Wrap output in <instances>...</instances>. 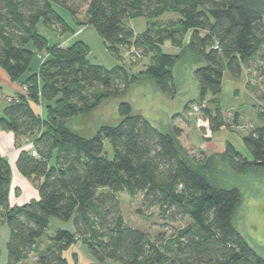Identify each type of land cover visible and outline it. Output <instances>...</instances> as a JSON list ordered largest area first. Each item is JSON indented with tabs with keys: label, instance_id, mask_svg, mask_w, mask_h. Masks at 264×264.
<instances>
[{
	"label": "trees",
	"instance_id": "16d2710c",
	"mask_svg": "<svg viewBox=\"0 0 264 264\" xmlns=\"http://www.w3.org/2000/svg\"><path fill=\"white\" fill-rule=\"evenodd\" d=\"M54 4L67 8L78 25H93L115 56L121 58L135 45L144 49L149 63L130 74L124 65L109 69L92 63L83 40L49 46L37 30L41 20L61 33L72 30ZM84 6L87 18L80 20ZM166 13L176 16L161 20ZM139 17L149 22L137 32L127 21ZM166 41L182 47V52H164ZM44 49L48 52L39 71L21 81L35 54ZM188 52L204 63L195 70L200 103L209 93L221 91L225 68L239 77L257 61L264 66V0H0V68L24 88L11 97L0 127L14 132L17 142L23 137L32 140L39 153L35 157L24 149L16 162L22 175L39 180V198L14 207L9 204L11 165L0 154V217L10 230L7 264H23L33 253L34 264H79L76 253L70 261L66 252L80 242L100 262L264 264V257L233 221L241 191L208 178L210 164L219 158L240 173L264 171L263 104L260 126L244 136L252 159L228 142L224 151L206 157L202 168L193 167L183 153L179 144L183 128L174 125L163 131L134 112L128 101L119 105L120 122L101 126L93 137L66 126V119L125 93L134 76L146 75L162 92L170 93L175 85L173 64ZM247 86L254 89L250 82ZM255 95L264 100V93ZM32 103H42L45 112H37ZM209 103L201 110L213 131L240 124L239 112L229 124L220 101L214 98ZM105 140L112 145L113 158L105 151ZM121 192L132 197L141 193L143 206L158 207L167 222L186 217L193 222L168 242L162 235L153 239L125 221ZM53 217L72 220L74 230L59 228L47 235ZM44 236L49 243L40 249L38 241Z\"/></svg>",
	"mask_w": 264,
	"mask_h": 264
},
{
	"label": "rangeland",
	"instance_id": "374dc122",
	"mask_svg": "<svg viewBox=\"0 0 264 264\" xmlns=\"http://www.w3.org/2000/svg\"><path fill=\"white\" fill-rule=\"evenodd\" d=\"M54 8L72 30L61 33L58 29L46 26L41 20L37 25V30L48 40L49 46L55 44L67 46L76 40H83L90 47L88 59L92 63L103 65L109 69L116 65H124L130 74H137L145 68L144 64L149 63L144 49L142 52L144 58L135 63L131 62L126 51L122 53L121 58L115 56L93 25L82 27L77 24V20L67 8L58 4H54ZM173 15L176 16L172 13H166L160 19L169 20L174 17ZM79 18L86 20V6L81 9ZM148 22L149 19L145 17L127 21L137 32L145 30ZM163 51L179 54L182 52V47L174 46L171 41H166ZM47 52V49H44L35 54L21 81L39 71ZM202 65L204 63L201 59H196L189 52L185 53L173 64L175 85L170 93L162 92L154 79L146 75H141L138 78L134 76L125 93L119 97L105 99L101 105L88 113H79L66 119V126L83 137H93L101 126H113L120 122L122 117L119 112V105L123 101H128L131 103L134 112H141L154 126L163 131L170 130L174 125L183 128L184 131L179 138V144L193 167H204L207 162L206 157L211 156L213 152L224 151L228 142L232 143L245 157L252 159L253 155L244 141V136L261 124L259 109L261 104L264 105V100L262 101L255 94L264 93V66L257 61L251 70L244 69L239 77H234L229 69L225 68L221 91L216 95L209 93L207 101L200 103L198 101L200 95L199 82L195 76V70ZM248 82H250L251 88L256 91L247 86ZM0 91L4 95H16V92L3 80H0ZM214 98L220 101L221 110L229 124L234 120V114L240 113L239 125L231 124L229 126L227 124L221 129L213 131L204 110L193 115L188 114V110L194 104L204 105L205 103L209 106V102ZM7 105L8 101L3 99L0 103V118L3 116V109ZM35 105L40 110L42 103ZM43 106H45L44 102ZM42 110L45 112L44 108ZM0 129L3 130L1 127ZM3 131L10 134V131ZM29 142L33 143L26 137L17 142L12 136L10 139L6 136L4 143L0 146L2 153L10 154L7 159L9 163L11 162L14 171L11 175L9 189L11 207L23 205L39 198V180L35 177L22 175L17 169V159L14 160L16 148L23 147ZM104 147L109 158H113V148L109 140H105ZM25 148L29 150L30 144ZM55 161L56 153L51 158V164H55ZM210 168L212 172L208 173V178L212 183L223 187H238L241 191L242 199L233 218L234 224L248 244L264 257V171L261 168H253L240 173L232 169L228 162L221 158L217 159L214 164H210ZM118 197L125 221L148 232L153 239L162 235L165 242H168L174 238L180 229L193 222L190 217L175 223L165 221L161 217L158 207L146 209L143 206L141 193L132 197L126 192H121ZM59 228L74 230L73 221L64 222L55 217L51 218L47 235H52ZM9 235V227L0 217V264H7ZM48 243L47 237L44 236L39 239L37 246L40 249H45ZM75 253L78 255L79 264H118L113 260L106 262L96 260L91 255L88 246L81 242L67 250L66 255L70 261H72V256ZM35 261L36 253H33L23 264H34Z\"/></svg>",
	"mask_w": 264,
	"mask_h": 264
},
{
	"label": "crops",
	"instance_id": "0c3cea01",
	"mask_svg": "<svg viewBox=\"0 0 264 264\" xmlns=\"http://www.w3.org/2000/svg\"><path fill=\"white\" fill-rule=\"evenodd\" d=\"M85 26H87V25H85ZM83 27V26H82ZM47 56V55H46ZM46 56H45V58H46ZM44 58V59H45ZM142 70H144V69H142ZM142 70H140V71H142ZM0 80H3V82H6L15 92H17V91H21V92H24V88L23 87H21L18 83H15V82H13L10 78H9V76L6 74V72L3 70V69H1L0 68ZM157 89V88H156ZM0 94L3 96V98L6 100V98L7 97H12L11 95H4V94H2V92L0 91ZM7 101V100H6ZM2 102V101H1ZM0 102V103H1ZM32 106H33V108L37 111V112H43V110H42V106H41V109L40 110H38L36 107V105L34 104V103H32ZM5 109V108H4ZM3 109V110H4ZM141 113V112H140ZM14 135V136H13ZM6 136L10 139V137L12 136L13 138H14V140L16 139V137H15V133L14 132H12V131H10V134L8 133H6V132H4L3 130H1L0 129V146H2V144L4 143V140H5V138H6ZM28 143H26V145H24L23 147H18V149L16 148V150H15V153H14V160L15 159H18V156H19V154H20V152L22 151V150H24L23 148H25L26 146H28L27 145ZM20 146H22V145H20ZM26 149V148H25ZM0 154L2 155V156H4V157H8V156H10V154L9 153H2V151H1V149H0ZM17 161V160H16ZM10 164H11V162H10ZM11 175H12V173L14 172L13 171V167H12V164H11ZM18 169V168H17Z\"/></svg>",
	"mask_w": 264,
	"mask_h": 264
},
{
	"label": "built area",
	"instance_id": "2783aa9c",
	"mask_svg": "<svg viewBox=\"0 0 264 264\" xmlns=\"http://www.w3.org/2000/svg\"><path fill=\"white\" fill-rule=\"evenodd\" d=\"M126 52L128 53V57L131 60V62H138L142 60L143 58L142 50L137 48L135 45L127 47ZM3 99H4L3 96L0 94V102ZM6 100L8 102L11 101V97H7ZM202 106L199 104H194L193 107L188 110V114L193 115V114L198 113L201 110ZM28 144H30V150H31L32 156H35V157L39 156L37 149L34 148V143L29 142Z\"/></svg>",
	"mask_w": 264,
	"mask_h": 264
}]
</instances>
